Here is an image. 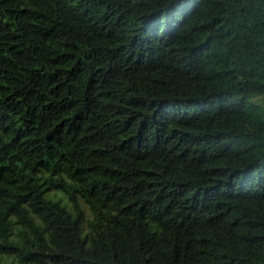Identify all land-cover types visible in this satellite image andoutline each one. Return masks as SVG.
Instances as JSON below:
<instances>
[{"label": "trees", "instance_id": "trees-1", "mask_svg": "<svg viewBox=\"0 0 264 264\" xmlns=\"http://www.w3.org/2000/svg\"><path fill=\"white\" fill-rule=\"evenodd\" d=\"M0 264H264V0H0Z\"/></svg>", "mask_w": 264, "mask_h": 264}]
</instances>
